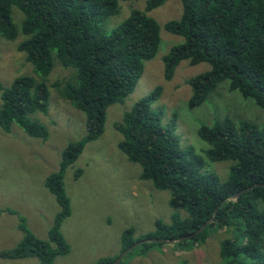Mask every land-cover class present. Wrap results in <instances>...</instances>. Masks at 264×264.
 Segmentation results:
<instances>
[{"label":"trees","instance_id":"obj_1","mask_svg":"<svg viewBox=\"0 0 264 264\" xmlns=\"http://www.w3.org/2000/svg\"><path fill=\"white\" fill-rule=\"evenodd\" d=\"M121 1L134 0H0V38L12 42L19 34L24 37L16 50L25 55L36 76L16 77L7 88L0 83L2 131L9 133L14 124L30 137L48 138L47 129L28 115L48 112L49 93L42 80L55 62L75 70L73 81L57 82L54 87L63 100L84 114L86 122L85 135L67 145L58 170L45 181L59 206L47 240L32 235L19 216L23 239L16 247L0 251L2 259L34 257L38 264H53L56 256L69 252L60 230L71 216L63 185L66 169L88 143L103 134L107 109L132 93L145 62L156 56L161 42L160 26L148 14L167 0H146L143 10H131L118 26L106 30L108 20L119 14ZM179 1L180 18L168 21L164 30L183 42L163 56L164 79L171 80L182 61L190 66L205 63L207 71L186 80L191 90L190 110L201 106L223 81L230 91L264 110V0ZM13 8L22 15L19 28L13 23ZM160 94L161 87H155L114 125L122 136L119 150L130 163L140 166L142 180L169 191V206L176 211L169 224L156 220L155 230L139 241L201 245L213 227H236L239 238L220 243L219 264H264V212L258 209L259 203L264 206V126L229 117L211 126L201 125L196 133L207 145L202 157L181 148L174 120L170 125L162 123L160 110L152 108ZM206 160L230 163L226 178L205 172ZM80 174V170L75 172L76 177ZM179 211L187 216L181 218ZM132 233L123 231L120 252L134 244ZM115 259L105 257L93 264H112Z\"/></svg>","mask_w":264,"mask_h":264},{"label":"rangeland","instance_id":"obj_2","mask_svg":"<svg viewBox=\"0 0 264 264\" xmlns=\"http://www.w3.org/2000/svg\"><path fill=\"white\" fill-rule=\"evenodd\" d=\"M145 1H121L119 14L108 20L105 29L118 26L131 10H143ZM181 8L179 0H167L149 12L161 29L156 56L145 62L143 74L132 93L123 102L107 109L103 134L88 143L75 163L66 169L63 185L70 199L71 216L62 223L60 230L69 252L56 256L53 264H93L101 258L117 257L121 253L124 230L130 229L132 240L137 243L142 236L155 230L156 220L170 223L176 211L169 206V191L157 190L151 181L140 178V166L130 163L119 150L122 136L114 128L123 114L155 87H161V94L152 108L160 110L164 125H170L169 122L174 120L182 149H192L201 155L207 145L198 138L197 129L201 125L211 126L224 117L264 126V110L252 100L244 99L239 92L230 91L226 81L220 83L201 106L188 108L191 90L186 80L207 71L209 66L205 63L190 66L182 61L172 79H164L163 56L183 42L181 37L167 33L164 25L178 20ZM12 16L13 23L19 28L21 13L13 8ZM23 40L21 34L12 42L0 38V83L4 88L16 77H36L25 55L16 50ZM74 75L73 68H64L55 62L51 73L42 80L49 93L48 112H34L28 118L47 129L45 141L28 136L14 124L9 133L0 128V251L16 247L23 239L19 216L25 220L32 235L44 241L48 238L59 206L45 187L46 178L58 170L67 145L86 133L84 114L63 100L54 87L57 82L73 81ZM229 164L206 160L203 170L218 174L224 180ZM77 170L81 171L78 177L75 176ZM258 209L264 212L260 203ZM7 210L16 214L7 213ZM178 213L181 218L187 216L183 211ZM227 238H239L236 227L226 230L213 227L201 245L141 243L127 253L121 264H219L220 243ZM0 264H38V260L34 257L22 260L0 258Z\"/></svg>","mask_w":264,"mask_h":264},{"label":"water","instance_id":"obj_3","mask_svg":"<svg viewBox=\"0 0 264 264\" xmlns=\"http://www.w3.org/2000/svg\"><path fill=\"white\" fill-rule=\"evenodd\" d=\"M247 189H249V188H247ZM244 192V190H241L239 193H237L236 195H235V197L236 198H238L239 197V195L241 194V193H243ZM212 220H209V221H207L199 230H198V232L197 233H200V232H202L207 226H208V224L211 222ZM191 236H187V238H190ZM186 238H181L180 240L181 241H183V240H185ZM143 242H160V240H157V239H147V240H143V241H139V242H137V243H134L132 246H130L129 248H127V249H125L124 251H122L117 257H116V259L114 260V262L112 263V264H119L120 262H121V260L127 255V253L129 252V251H131L134 247H136V246H138L139 244H141V243H143ZM168 243H170V244H172V243H174V241H168Z\"/></svg>","mask_w":264,"mask_h":264}]
</instances>
